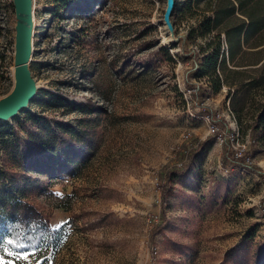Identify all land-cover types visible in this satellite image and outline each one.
<instances>
[{
    "label": "rangeland",
    "instance_id": "1",
    "mask_svg": "<svg viewBox=\"0 0 264 264\" xmlns=\"http://www.w3.org/2000/svg\"><path fill=\"white\" fill-rule=\"evenodd\" d=\"M32 1L37 92L2 130L25 147L30 114L39 115L65 130L94 129L96 146L72 173L50 156L48 174L31 170L43 191L25 198L51 229L26 250L0 238L2 264H264V174L223 163L222 125L174 180L165 207L160 190L165 169L189 163L196 142L216 135L208 112L232 127L231 154L247 153L264 171V128L249 129L262 113L264 85L235 76L231 92L217 93L195 77L186 53L201 64L207 41L189 40L197 18L182 15L185 0H175L173 36L164 24L167 0H72L58 16L54 0ZM15 27L13 0H0V99L14 87ZM1 140L0 166L20 170Z\"/></svg>",
    "mask_w": 264,
    "mask_h": 264
},
{
    "label": "trees",
    "instance_id": "2",
    "mask_svg": "<svg viewBox=\"0 0 264 264\" xmlns=\"http://www.w3.org/2000/svg\"><path fill=\"white\" fill-rule=\"evenodd\" d=\"M54 1L56 8L52 10V14L56 16L60 8H66L72 2ZM180 12L182 15L188 14L189 18H197L196 27H192L189 32V40L207 41L206 48L200 49L205 53L201 64L197 53H186L194 62L197 79H209L213 91L217 93L224 86L229 87L231 92L238 84L235 76H243L240 82L245 86L255 83L264 85V0H185ZM182 44L183 40L179 41L178 45ZM160 50L174 62L167 46H161ZM54 99L61 100L56 97ZM261 111L255 124L249 127L251 132L264 128V103L261 104ZM98 112H102L101 109H98ZM207 115L214 126H223L224 131L220 134L224 147L223 163L234 169H243L262 176L264 171L248 161L247 153L238 158L231 154L229 133L232 127L229 123L223 119L217 120L210 112ZM3 122L0 121V138L5 157L10 162V156H14L15 162L21 163L22 166H19L20 170L0 166V196L5 195L0 200V238L15 240L16 248L23 245L21 248L26 250L31 245L42 243L45 234L51 229L49 218L35 203L25 198L28 196L34 199L43 191L38 181L32 180L31 177L29 179L31 170H44L45 174H48L47 165L43 164L50 156L57 157L58 162L63 159L67 166L65 168L72 173L77 164L86 159V151L93 150L96 146V134L94 129L87 130L85 127H70L71 129L65 130L56 127L58 123H53L47 117L30 114V140L22 147L21 144L14 145L13 141L6 139L11 133L6 128L5 131L2 130L6 127ZM215 134L205 141L196 142L189 163L180 168L164 170L160 187L163 207L173 194L174 180L186 175L192 158L216 139L218 133ZM51 169L58 174L56 166Z\"/></svg>",
    "mask_w": 264,
    "mask_h": 264
},
{
    "label": "water",
    "instance_id": "3",
    "mask_svg": "<svg viewBox=\"0 0 264 264\" xmlns=\"http://www.w3.org/2000/svg\"><path fill=\"white\" fill-rule=\"evenodd\" d=\"M13 4L16 14L14 87L7 96L0 99V121L4 122L15 118L19 112L27 108L37 92L36 82L29 67L34 31L33 1L13 0ZM175 5V0H167L164 13V24L172 36Z\"/></svg>",
    "mask_w": 264,
    "mask_h": 264
},
{
    "label": "snow or ice",
    "instance_id": "4",
    "mask_svg": "<svg viewBox=\"0 0 264 264\" xmlns=\"http://www.w3.org/2000/svg\"><path fill=\"white\" fill-rule=\"evenodd\" d=\"M9 243H11V241H9ZM21 247H23V245H20ZM18 259H23V260H27L28 257L27 256H22V257H18ZM0 264H2V256H0Z\"/></svg>",
    "mask_w": 264,
    "mask_h": 264
},
{
    "label": "built area",
    "instance_id": "5",
    "mask_svg": "<svg viewBox=\"0 0 264 264\" xmlns=\"http://www.w3.org/2000/svg\"><path fill=\"white\" fill-rule=\"evenodd\" d=\"M212 130H213L214 133H216L217 128H216L215 126H213V127H212ZM221 141H223V140L221 139Z\"/></svg>",
    "mask_w": 264,
    "mask_h": 264
}]
</instances>
